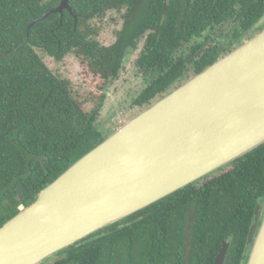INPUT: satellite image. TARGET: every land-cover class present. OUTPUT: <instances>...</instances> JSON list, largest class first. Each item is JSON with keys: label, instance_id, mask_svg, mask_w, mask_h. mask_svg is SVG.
Returning <instances> with one entry per match:
<instances>
[{"label": "trees", "instance_id": "16d2710c", "mask_svg": "<svg viewBox=\"0 0 264 264\" xmlns=\"http://www.w3.org/2000/svg\"><path fill=\"white\" fill-rule=\"evenodd\" d=\"M59 2L0 0V226L106 138L95 125L105 89L141 37L145 84L133 102L142 110L264 28V0H69L71 12L28 27ZM111 11L122 25L104 45L93 21ZM35 49L56 63L74 55L103 91L80 99ZM262 199L264 143L41 264H212L225 241L224 264H243Z\"/></svg>", "mask_w": 264, "mask_h": 264}, {"label": "water", "instance_id": "95a60500", "mask_svg": "<svg viewBox=\"0 0 264 264\" xmlns=\"http://www.w3.org/2000/svg\"><path fill=\"white\" fill-rule=\"evenodd\" d=\"M69 0L34 18L71 12ZM264 143V28L81 156L0 226V264H40ZM223 242L212 264H224ZM243 264H264V200Z\"/></svg>", "mask_w": 264, "mask_h": 264}, {"label": "rangeland", "instance_id": "374dc122", "mask_svg": "<svg viewBox=\"0 0 264 264\" xmlns=\"http://www.w3.org/2000/svg\"><path fill=\"white\" fill-rule=\"evenodd\" d=\"M93 23L99 27V41L104 45H109L116 39L115 32L121 28L122 18L119 13L111 11L102 21L95 20ZM262 23H264V18L258 25ZM233 27L234 24L227 26L223 34L231 36ZM255 31L257 28L252 32ZM244 38H248V35L243 36L242 41ZM143 42L144 37H141L137 41L136 47L126 50L119 73L110 80L105 89V100L95 123L104 137L109 136L116 128L141 111V108L134 105L133 101L145 84L135 67V60L142 50ZM35 52L55 75L71 82L72 90L80 99H84L90 94L98 96L103 91L99 89L102 81L93 76L74 55H67L62 62L56 63L43 51L35 49ZM92 106L93 103L84 104L86 110L91 109Z\"/></svg>", "mask_w": 264, "mask_h": 264}]
</instances>
